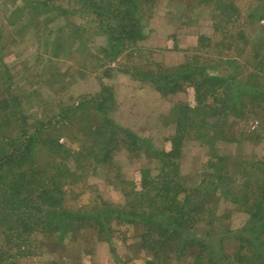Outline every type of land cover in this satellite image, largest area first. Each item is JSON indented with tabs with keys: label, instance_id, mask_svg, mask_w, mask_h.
I'll return each instance as SVG.
<instances>
[{
	"label": "rangeland",
	"instance_id": "rangeland-1",
	"mask_svg": "<svg viewBox=\"0 0 264 264\" xmlns=\"http://www.w3.org/2000/svg\"><path fill=\"white\" fill-rule=\"evenodd\" d=\"M90 1L0 0V114H11L13 122L16 114L25 116L44 129L49 145L36 148H40L36 163L28 169L39 174L37 168L41 167L46 171L43 175L51 176L52 163L59 159V164L71 171L72 183L55 196L64 199L67 211L91 216L84 227L72 222L65 230L42 229L23 235L22 240H8L10 236L0 225V251L7 250L17 262L14 264L154 263L153 254L144 249L141 240L147 230L143 223L112 219L108 224L92 216L103 217L106 205L123 207L132 184L141 190L143 169L152 177L159 174L162 167L154 150L168 148L169 136L175 135L171 108L196 103L193 88L163 97L150 82L134 79L126 70L132 72L137 67L142 73L144 66L157 64L177 67L185 60V52L195 54L200 37L207 36L223 41L207 51L213 68L223 62L215 71L257 83L260 90L264 87V0H153L137 14L144 39L135 44L124 40L128 48L120 55L117 50L123 49L124 43L118 42L117 50H112V31L104 25L108 21L96 17ZM228 61L235 62L238 69H227ZM256 95L261 102L247 100L245 107L239 108L244 117L227 113L217 118L219 128H209V140L216 142L221 137L218 130L226 129L223 135L233 138V143H216L217 152L198 140L185 141L178 163L188 184L197 185L204 179L210 156L216 154L226 159L228 176L242 181L246 174V181L251 182L258 178L252 167H264V109L259 108L264 106V95ZM5 99L9 103L6 108ZM69 113L72 116L67 117ZM106 118L119 128H111L116 138L125 136L120 130H129L147 145L130 152L123 143L109 138L100 144L97 138L102 137L101 124ZM228 126H232L230 131ZM0 132L4 133L2 127ZM0 142H5L1 136ZM51 143L61 147L55 149ZM0 200L2 214L6 206L3 195ZM242 210L224 201L218 203L208 220H213L211 230L207 228L208 237L198 236L209 247L206 252L221 240L225 254L233 253L240 244L235 237L254 232L253 219ZM197 233L201 235L199 230ZM190 243L184 253L175 256L171 247L158 251L160 261L156 264H193L200 250Z\"/></svg>",
	"mask_w": 264,
	"mask_h": 264
},
{
	"label": "trees",
	"instance_id": "trees-1",
	"mask_svg": "<svg viewBox=\"0 0 264 264\" xmlns=\"http://www.w3.org/2000/svg\"><path fill=\"white\" fill-rule=\"evenodd\" d=\"M109 1L91 0L89 3L94 6L97 18L101 17L108 21L104 25H108L109 30L112 31L109 36V45L112 46V50H117L118 42H120L119 45L124 43L123 49L117 50L120 55L128 48L124 40L129 39L135 44L144 39L137 14L142 13L143 6L149 2L152 3L153 0ZM35 5L41 4L35 2ZM99 25L102 26V23ZM222 42V40L213 41L207 36H201L195 54L185 52V60L177 67L168 68L157 64L156 67L147 69L144 66L141 68L142 73L135 70L137 67L132 72L130 70L125 72L134 79L150 82L155 91L163 97L183 93L188 88H193L196 103L195 106L179 103L171 108V121L176 125L175 135L171 138L172 149L169 152L154 150L162 167L159 174L152 177L150 171L143 169L141 190L137 191L135 184H132L134 188L126 193L127 201L123 207L115 208L105 204L106 208L103 210L106 212L103 217L102 215L92 216L96 219L102 218L108 224L112 219L132 224L143 223L147 230L141 236V240L144 249L153 254L155 259L153 264L160 261L158 251L171 247L174 252L176 251L173 256L177 253L182 254L188 247L189 241L193 243L189 246L193 245L200 250L193 264H264V232L261 231L264 228V167L258 168L253 165L252 169L258 172V178L254 182L246 181V174L244 180L240 181L227 175L226 169L228 170L229 167L227 168L226 159L219 158V154H216L210 156L208 169L203 175L204 179L197 185L188 184L179 170L181 148L186 140H198L210 145L212 150H217L214 145L218 142L233 143V138L223 135L227 132L226 129L218 130L221 132V137L216 142L209 140L211 132L209 128L211 130L219 128L217 118L227 113L235 118L244 117L239 114V108H244L247 100L262 101L256 94L260 92L264 95V87L260 90L257 83L255 85L250 84V81L236 80L232 76L214 70L223 62H218L213 68L212 60L206 58L209 53L207 51L209 48L214 49L222 45ZM108 52L105 51V53ZM225 63H228L227 69L231 67L234 70L238 69L234 66L235 62ZM112 97L113 94L110 99ZM5 100L6 108L9 103L8 99ZM210 100L211 103H209ZM89 104L92 105L91 102ZM98 104L100 103L96 101V105ZM16 108L14 107L13 110L15 111ZM259 108L263 110L264 106ZM76 110L75 108V115L79 113ZM68 116L72 114L69 113ZM12 118L13 116L7 112L0 114V126L4 129V133L0 132V136L5 139L4 143L0 142V196L3 195L6 205L5 212L0 214V222L3 223L0 225L10 236L8 240H22L23 235L42 232V229L47 230L51 227L59 231L65 230L70 228L72 222L81 227L87 225L84 222L91 218L90 214L67 211V208L63 207L64 199L61 200L59 196H55L72 183L71 171L65 165L59 164V159L52 163L54 170L50 171L51 176L43 175L46 171L41 167L42 175L40 168H37L39 174H35L32 167L28 169V166L36 163L35 156L40 149L36 151V148L40 144L41 147H47L48 138L43 135L44 129L42 130L35 122L28 121L25 116L16 114L14 122ZM101 127L103 128L102 137L97 138L100 139V144H105L109 138L113 140L112 142L123 143V147L125 145L130 152L137 151L146 144V141L129 130H120L125 136L116 138L111 128L114 127L115 130L119 128L107 118ZM228 127L230 131L232 126ZM214 142L215 144H212ZM51 146L55 149L61 147L58 143H51ZM104 150L106 149L102 148V151ZM39 177L41 178L38 180ZM44 179L47 181L41 182ZM215 198H217L216 203ZM221 201L238 209H244L242 211H246L250 220L253 219L254 232L250 236L244 232L238 234L235 238L240 240V244L233 253L225 254L221 240L216 242L215 248H210L206 252V248L209 247H206L205 241L198 237H208L207 228L211 230L213 226L211 224L213 220L208 221L209 217L216 211ZM223 217L228 218L226 215ZM197 230L201 235L197 233ZM192 232L199 240L191 234ZM5 251L7 250L0 251V264L17 263L12 260L11 254Z\"/></svg>",
	"mask_w": 264,
	"mask_h": 264
},
{
	"label": "crops",
	"instance_id": "crops-1",
	"mask_svg": "<svg viewBox=\"0 0 264 264\" xmlns=\"http://www.w3.org/2000/svg\"><path fill=\"white\" fill-rule=\"evenodd\" d=\"M172 137H174V133L171 134V136H169V138H168V141L170 142L169 147L167 148V146H166V147L164 148V150H162V151L169 152V151L172 149V144H171V138H172Z\"/></svg>",
	"mask_w": 264,
	"mask_h": 264
}]
</instances>
